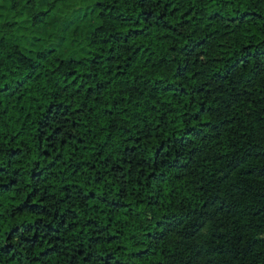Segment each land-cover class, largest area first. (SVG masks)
<instances>
[{
  "label": "trees",
  "instance_id": "trees-1",
  "mask_svg": "<svg viewBox=\"0 0 264 264\" xmlns=\"http://www.w3.org/2000/svg\"><path fill=\"white\" fill-rule=\"evenodd\" d=\"M94 9L78 58L0 35V264H264V0Z\"/></svg>",
  "mask_w": 264,
  "mask_h": 264
},
{
  "label": "rangeland",
  "instance_id": "rangeland-1",
  "mask_svg": "<svg viewBox=\"0 0 264 264\" xmlns=\"http://www.w3.org/2000/svg\"><path fill=\"white\" fill-rule=\"evenodd\" d=\"M96 0H80L77 9L64 16H50L32 26L28 11L20 1L14 12L0 2V35L18 44L29 56L42 49H52L61 57L78 58L86 50L80 43L81 37L96 23Z\"/></svg>",
  "mask_w": 264,
  "mask_h": 264
}]
</instances>
